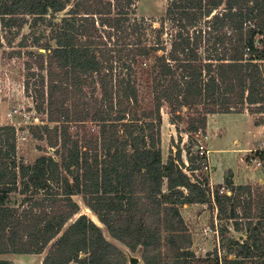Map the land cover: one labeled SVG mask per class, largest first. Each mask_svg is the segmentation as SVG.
<instances>
[{
  "label": "trees",
  "instance_id": "obj_1",
  "mask_svg": "<svg viewBox=\"0 0 264 264\" xmlns=\"http://www.w3.org/2000/svg\"><path fill=\"white\" fill-rule=\"evenodd\" d=\"M139 1L0 0V48L2 31L11 43L28 25L21 43L31 36L38 49L26 69L39 79L46 122L30 132L54 150L26 162L15 126L0 124V254L126 264L102 226L80 214V195L144 264H264V185L236 184L229 170L211 186L196 136L215 113L248 111L264 125V0H167L156 20L137 16ZM164 105L188 135L166 161ZM253 157L264 168V150ZM193 203L214 204L246 236L223 226L227 254L197 256L181 212Z\"/></svg>",
  "mask_w": 264,
  "mask_h": 264
},
{
  "label": "rangeland",
  "instance_id": "obj_2",
  "mask_svg": "<svg viewBox=\"0 0 264 264\" xmlns=\"http://www.w3.org/2000/svg\"><path fill=\"white\" fill-rule=\"evenodd\" d=\"M167 3V0H140L137 16L159 19L165 14ZM29 32L30 28L26 25L20 35L15 37L11 43L8 41L11 34L7 35L6 32H1L0 124H12L8 113L13 108H20L24 112H30L32 117H38V124L46 122V113L38 107L41 99L35 94V89H38L40 85L39 79L37 76L35 77L36 80L32 78L33 76L29 77L26 69L27 62L34 64V59L28 52L38 49L31 46V36L27 41L28 46H23L21 43L22 36L28 35ZM40 51L45 52L44 49ZM34 69L37 70L36 67ZM27 82L30 86L28 90L26 88ZM245 112L249 113L248 111ZM250 115L254 120L255 115ZM162 118L161 145L163 160L166 161L171 149L176 152L178 145L184 147L188 135L183 131L179 133L175 125L170 122L168 105L162 107ZM13 121L18 122L21 126L20 132L17 134L18 152L19 156L23 157L26 162L34 161L41 154H53L54 150L48 146L45 140L35 138L31 134L30 129L33 125H24L19 116ZM184 126L185 123H181V128ZM196 136L198 145H202L204 149L208 150L209 168L206 174L211 186L222 183L229 170L233 171V180L236 184L264 185V168L262 165H258L255 157H253V150L257 149L258 143L264 140V129H256L249 115L219 113L211 119L210 131H206V135L199 134ZM183 158L187 162L185 151H183ZM74 199L80 205V214H87L101 225L106 237L124 251L127 256L126 264H144L140 251H131L126 245L108 234L106 228L85 205L80 195H75ZM181 212L192 237V249L199 257H205L208 253H214L215 250L220 256L227 254V248H223L220 241L219 233L223 226H227L229 234L238 239H243L246 236L245 229H234L232 220L220 219L214 204H185L181 207ZM5 255L0 254V259H4ZM12 257L18 264H40L39 257L28 255H13ZM134 257L138 259L137 263H131L130 260Z\"/></svg>",
  "mask_w": 264,
  "mask_h": 264
},
{
  "label": "built area",
  "instance_id": "obj_3",
  "mask_svg": "<svg viewBox=\"0 0 264 264\" xmlns=\"http://www.w3.org/2000/svg\"><path fill=\"white\" fill-rule=\"evenodd\" d=\"M9 118L11 119V123L13 126H15L17 134L20 132L21 126L18 124V122H14L13 120L17 118L18 116L21 118V120L24 122V125H35L38 124V117H32L30 112H24L20 108H13L8 113ZM25 138V137H24ZM201 150V153L204 151V146L200 145L198 146ZM257 150H264V140L260 141L258 143L257 149L253 150L254 152ZM258 165H262V161L256 157L255 158Z\"/></svg>",
  "mask_w": 264,
  "mask_h": 264
},
{
  "label": "crops",
  "instance_id": "obj_4",
  "mask_svg": "<svg viewBox=\"0 0 264 264\" xmlns=\"http://www.w3.org/2000/svg\"><path fill=\"white\" fill-rule=\"evenodd\" d=\"M217 114H219V113L210 114V115L208 116V126H207V131H210V122H211V119H212V118H215V116H217ZM234 114H237V115H244V116L249 115L250 118H251L252 121H253L252 116H251L249 113H247V112H243V113H234ZM253 123H254V122H253ZM254 126L256 127V129H264V125H260V126H256V125H254ZM13 255H28V256H30V257H39L40 264H43L42 260H43V257H44V255H45V253H42V254H6V255L4 256V259H9V260L13 261L15 264H18V263L16 262L15 258L12 257ZM69 264H77V263L72 262V263H69Z\"/></svg>",
  "mask_w": 264,
  "mask_h": 264
},
{
  "label": "water",
  "instance_id": "obj_5",
  "mask_svg": "<svg viewBox=\"0 0 264 264\" xmlns=\"http://www.w3.org/2000/svg\"><path fill=\"white\" fill-rule=\"evenodd\" d=\"M130 261H131V263H137L138 262V259L134 257V258H131Z\"/></svg>",
  "mask_w": 264,
  "mask_h": 264
}]
</instances>
